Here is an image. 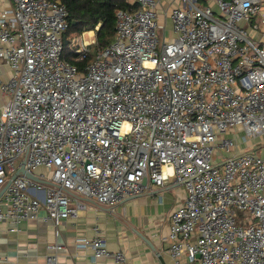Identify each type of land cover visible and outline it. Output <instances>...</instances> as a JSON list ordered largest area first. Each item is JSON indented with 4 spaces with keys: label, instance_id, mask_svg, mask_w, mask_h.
<instances>
[{
    "label": "built area",
    "instance_id": "1",
    "mask_svg": "<svg viewBox=\"0 0 264 264\" xmlns=\"http://www.w3.org/2000/svg\"><path fill=\"white\" fill-rule=\"evenodd\" d=\"M136 3L117 10L116 39L83 68L63 57L62 0H12L0 13V62L12 68L1 82L0 232L42 209L57 227L78 217L87 204L70 192L115 205L172 178L187 192L168 234L177 263L186 252L184 264H264V154L241 146L264 136V45L241 24L261 13L264 25V0ZM95 42L75 36L76 59ZM40 166L38 180L13 177ZM79 245L134 264L100 235Z\"/></svg>",
    "mask_w": 264,
    "mask_h": 264
},
{
    "label": "crops",
    "instance_id": "2",
    "mask_svg": "<svg viewBox=\"0 0 264 264\" xmlns=\"http://www.w3.org/2000/svg\"><path fill=\"white\" fill-rule=\"evenodd\" d=\"M136 3V0H129ZM12 5V0H0V13ZM139 6V4H138ZM264 10V6H263ZM161 21L171 19L161 14ZM250 35L264 45V25L261 13L249 21H242ZM258 24L256 28L254 25ZM12 74V68L6 59L0 62V105L8 99L1 82ZM264 154V138L257 137L246 146ZM43 166L35 169V176L45 173ZM83 199L87 208L76 218H66L57 227L50 219H45L42 209L38 218L23 220L19 231H8L9 221L4 222L0 232L1 264H47L51 252L58 255V264H119L112 257L93 256L91 247L79 245L81 238L102 236L111 250L127 253L134 264H184L185 252L179 263L170 254L171 243L168 234L171 229V216L185 200L187 192L183 185H177L173 179L160 188L150 184L144 193L130 196L115 205L103 204L93 198L70 192ZM59 234H56V231ZM195 237L193 238V240ZM58 242L61 248L49 249L48 244Z\"/></svg>",
    "mask_w": 264,
    "mask_h": 264
},
{
    "label": "trees",
    "instance_id": "3",
    "mask_svg": "<svg viewBox=\"0 0 264 264\" xmlns=\"http://www.w3.org/2000/svg\"><path fill=\"white\" fill-rule=\"evenodd\" d=\"M62 2L69 12L70 24L65 33L66 37L78 36L85 31L96 30V26L99 25L96 30L98 51L105 48L115 38L117 10L120 8L134 10L138 7V3H131L129 0H62ZM91 61H93V56L90 50L84 60H75L74 62L83 68Z\"/></svg>",
    "mask_w": 264,
    "mask_h": 264
},
{
    "label": "rangeland",
    "instance_id": "4",
    "mask_svg": "<svg viewBox=\"0 0 264 264\" xmlns=\"http://www.w3.org/2000/svg\"><path fill=\"white\" fill-rule=\"evenodd\" d=\"M171 27H172V23L171 22H168V24H167V36L168 37L171 36ZM158 35H159V38H160V40L162 42L163 39H164V28L162 26H160L158 28ZM80 36H83L88 41H91L93 39L96 40V42L94 43V45L92 46V49H91L92 56H93V59H94L95 56H96V53L98 52V49H99V48H96V44H97V34H96V31L95 30L85 31ZM74 37L75 36H68V37H66L65 42H64L65 43V48H64V52H63V57L64 58H68L70 61H73V62L75 60H77L76 59V54L74 53V49H75V47L73 45V39H74ZM116 37H117V31L115 33L114 40L116 39ZM260 138H264V136H261ZM241 146L242 147H245L246 144L244 142H242L241 143ZM23 158H24L23 156L18 157L17 160H16V165H19V163L22 161ZM238 214L241 215L242 212L241 211H238ZM244 217L246 218L247 216H244Z\"/></svg>",
    "mask_w": 264,
    "mask_h": 264
},
{
    "label": "water",
    "instance_id": "5",
    "mask_svg": "<svg viewBox=\"0 0 264 264\" xmlns=\"http://www.w3.org/2000/svg\"><path fill=\"white\" fill-rule=\"evenodd\" d=\"M22 172L23 174H25L27 177L33 179V180H38V178L35 176L34 173L32 172H28L25 170V168H21L13 177H15L18 173ZM147 180H144V183H146ZM11 183V179L8 181V183L6 184V186L3 188V191L6 190L7 186Z\"/></svg>",
    "mask_w": 264,
    "mask_h": 264
}]
</instances>
